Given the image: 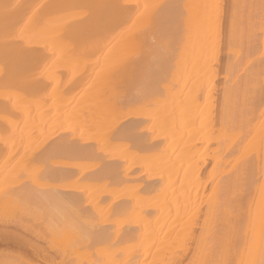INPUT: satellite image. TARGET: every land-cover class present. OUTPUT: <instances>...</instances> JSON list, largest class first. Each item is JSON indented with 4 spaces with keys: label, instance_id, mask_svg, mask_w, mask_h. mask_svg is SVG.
Returning a JSON list of instances; mask_svg holds the SVG:
<instances>
[{
    "label": "bare ground",
    "instance_id": "bare-ground-1",
    "mask_svg": "<svg viewBox=\"0 0 264 264\" xmlns=\"http://www.w3.org/2000/svg\"><path fill=\"white\" fill-rule=\"evenodd\" d=\"M62 231L110 241L81 264H264V0H0V264H66Z\"/></svg>",
    "mask_w": 264,
    "mask_h": 264
},
{
    "label": "rangeland",
    "instance_id": "rangeland-1",
    "mask_svg": "<svg viewBox=\"0 0 264 264\" xmlns=\"http://www.w3.org/2000/svg\"><path fill=\"white\" fill-rule=\"evenodd\" d=\"M51 60H53V57L51 58ZM72 71H73V70H72ZM75 72H76V70H75ZM72 73H73V74H72ZM72 73H71V71H70L69 73L67 72V73H66L67 77H68V75L72 77V75H74V72H72ZM75 74H76V73H75ZM66 75H63V76H66ZM64 78H65V77H64ZM67 79H68V78H67ZM69 79H70V78H69ZM52 82H53V81L51 80V82H49V84H48V82H47V85H46V86H48L47 89H48L49 92H52V91L54 90V88H57V87L54 85V83H52ZM53 85H54V87L52 88ZM85 85H86V84H85ZM50 89H51V90H50ZM55 91H56V90H55ZM132 104H133V105H130V106H131V109H132V110L134 109L133 111H136V110H137V111H140V109H139V107H138V104H137V105H136V103H132ZM70 105H71V104H70ZM134 106H135V107H134ZM137 108H138V109H137ZM135 109H136V110H135ZM122 110H123V109H122ZM132 110H131V111H132ZM118 111H119V109H118ZM125 111H126V110H125ZM125 111H124V113H123L122 111H121V112H116V114H117V116H119L120 118H122V117H124L125 115H124V116H120V115L125 114V113H126ZM129 111H130V110H129ZM129 111L127 110V113H128ZM125 119H126V120H125ZM129 119H130V117H129V118H125V117H124V119L122 118V121L126 123V121L128 120V121L130 122ZM131 119H132V118H131ZM133 120H134V119H133ZM128 121H127V122H128ZM131 121H132V120H131ZM130 123H133V122H130ZM128 124H129V123H128ZM126 125H127V124H126ZM130 125H131V124H130ZM128 126H129V125H127V127H128ZM111 181H113V180H111ZM120 181H121V180H120ZM114 182H115V181H114ZM119 183H120V182H119ZM112 184H113V182H112ZM110 186H111V185H110ZM101 187L103 188V186H101ZM112 187H113V186H111V188H110V187L108 186V188H104V189L99 188V187H98V189L96 188V189H97V194L99 193L98 196L101 195V193H102V195H104V196H101V199H102V200H103V199L108 200L109 202H111V205H113V204H112V203H113V202H112V200H113V199H112V197H113L112 194L116 191V190H114V191L112 190L113 192H110V190L113 189ZM109 188H110V189H109ZM93 189H95V187L92 188V190H93ZM100 189H101L102 191H104V193H103L102 191H101V193H100ZM105 189H106L107 191H106ZM108 189H109V190H108ZM114 189H115V188H114ZM88 190H89V189H88ZM98 190H99V191H98ZM95 191H96V190H95ZM108 191H109V192H108ZM85 192H86V193H84L83 195L86 196V197H84V196H83V197L88 199V198L90 197L91 190L89 191L90 193H88V191H85ZM107 192H108V194H107ZM59 193H62V191H61V192L59 191ZM65 193H66V192H65ZM65 193H64V191H63L62 194H65ZM67 193H68V192H67ZM92 193H93V192H92ZM70 194H71V193H70ZM87 194L89 195V197H87V196H88ZM66 195H68V200H69V202H67V203L65 202L66 204H64V201H63L62 203H57V202H59V201L56 200L57 202L55 201V202H53V204H52V203H49V204H50L49 206L47 205L48 203L46 202V204H45V206H46V210H43V209H45V206H44V205H43L44 208H43V207H42V208L40 207V208H39L40 210H37V211H42V210H43V211L45 212V211L49 210V209L51 208L52 205L56 204V205H54L55 207L57 206L56 209H58V207H59V208H62V211H61V209H59V210L57 211L56 209H54L55 207L52 206V208L50 209V211H49V212L47 211L48 213H44V214H43V212H42L41 215H44V217H42V218H43V221H42L41 216H40V218H38V222H37V220H36V224H34V226H35V227L38 226L39 229H41V230H44V229H45V230L47 231V229H48V226H47V225H48L49 223L51 224V221H50V220H52L50 214H52V215H54V216H55V214H56V216H58V214L62 213V215H63L64 217H65L66 215H68V217H69V214L71 215L72 213H75V212H73V210L75 211V207H73V205H72V207H73L72 209H70L69 206H67L69 203H70L69 205H71L70 198L72 197L73 193H72L71 197H69V196H70L69 193L66 194ZM74 195H75V193H74ZM74 195H73V196H74ZM94 195L96 196V192L93 193V196H92V197H95ZM108 195H109V196H108ZM113 195H115V194H113ZM98 196H97V197H98ZM106 196H107V198H104V197H106ZM110 196H111V197H110ZM21 197H22V198H21ZM25 197H26V196H20V197H18V199L16 198V199L18 200V202H21V203L17 204V202H15L16 200H14V202H13V204H12L13 207H12V205H10L9 210H7L6 213L8 212V213L10 214V211H14L15 214H16V217H19V216H20V215H19V214H20L19 211H20V210H21V211H22V210H26L25 208H22V207L24 206V204L22 205V202H24V200H26ZM83 197H82V198H83ZM97 197H96V198H97ZM24 198H25V199H24ZM64 198H67V197L65 196ZM82 198H81V199H82ZM84 198L82 199V200H83V204L80 205V206H81V210H83L84 212H86V214H87V215H90L92 218L96 216L95 218H93V219H95V221H96V219L98 218V217H97V216L99 215L98 212L100 213V212L103 211V210H104V212L106 211L107 213H108V212H112V211H114V210H110V209H112V208L109 207V206H111V205H109V202L107 201L108 203H105L106 201L103 200V201H105L104 204H103V205H105V207H104L105 209L103 208V210H101V211L98 210V212L96 213V214H98V215H95V214L93 213L94 210L92 211V209L94 208V204L92 205V209H91V207H90L91 205H90V206L86 205V204H87V203H86V199L84 200ZM98 198H100V196H99ZM110 198H111L112 200H111ZM113 198L115 199L116 197H113ZM21 199H22V200H21ZM90 199H91V197H90ZM94 199H95V198H94ZM94 199H91V200H94ZM65 201H67V200L65 199ZM97 201L99 202V200H97ZM103 201H102V202H103ZM113 201H115V200H113ZM120 201H121V200H120ZM31 202H32V200L30 199V203H31ZM84 202H85V203H84ZM87 202H88V201H87ZM98 202H97V203H98ZM100 202H101V201H100ZM115 202L118 203L117 198H116V201H115ZM115 202H114V204H115ZM14 203H15L16 205H15ZM88 203L92 204L93 202H90V200H89ZM117 203H116L115 205H117ZM20 204L22 205V207H21ZM63 204L66 205V206H65V209L63 208V207H64ZM84 204H85V205H84ZM95 204H96V203H95ZM99 204H100V203H99ZM14 205H15L16 207H15ZM17 205H18V206H17ZM58 205H59V206H58ZM106 205H107V206H106ZM61 206H63V207H61ZM100 206H101V204H100ZM66 207H67V208H66ZM88 207H89V208H88ZM107 207L110 208V209L108 208L109 211L106 210ZM19 208H20V210H19ZM21 208H22V209H21ZM47 208H48V209H47ZM41 209H42V210H41ZM95 209H98V208L95 207ZM100 209H101V207H100ZM18 210H19V211H18ZM54 210H56V211H54ZM69 210H70V211H69ZM51 211H52V212H51ZM65 211H67V212H65ZM96 211H97V210H96ZM16 212H17V213H16ZM59 212H60V213H59ZM68 212H69V213H68ZM94 212H95V211H94ZM106 212H105V213H106ZM114 212L117 214V211H114ZM11 213L13 214V212H11ZM18 213H19V214H18ZM21 213H22V212H21ZM23 213H24V211H23ZM23 213H22V214H23ZM63 213H64V214H63ZM66 213H67V214H66ZM105 213H103V214H105ZM107 213L105 214L106 216H107ZM15 214H14V216H15ZM17 214H18L19 216H18ZM22 214H21V215H22ZM24 214H25V213H24ZM24 214H23V215H24ZM46 214H47V215L49 214L50 216L48 215V216H47L48 218H47V217H46ZM101 214H102V212H101ZM101 214H100V215H101ZM110 214H112L111 217H113L114 215L116 216V214H114V213H110ZM110 214H109V215H110ZM23 215H22V216H23ZM60 215H61V214H60ZM60 215H59V216H60ZM62 215H61V217H63ZM72 215H74V214H72ZM56 216H55V218H57ZM59 216H58V217H59ZM49 217H50L51 219H50ZM52 217H53V216H52ZM99 217H100V216H99ZM108 217H109V216H108ZM111 217H110V218H111ZM116 217H117V216H116ZM119 217H120V215L118 216V218H119ZM44 218H46V220H45ZM53 218H54V217H53ZM101 218H102V217H101ZM101 218H100V221L102 220ZM104 218H105V217H104ZM106 218H107V217H106ZM122 218H123V217H122ZM124 218H125V217H124ZM194 218H195V216H194ZM15 219H16V218H15ZM39 219H40V220H39ZM48 219H50V220H48ZM113 219H114V221H113V220H108V221L112 222L111 224H109V222H108V223L105 222L106 226H105L103 223H102V224L105 226V228L108 227V226L110 225V226H109V229H110L111 227H113V226L115 225V220H116V219H115L114 217H113ZM119 219H120V218H119ZM119 219H117L116 223L120 221ZM192 219H193V218H192ZM47 220H48V222H47ZM53 220H54V219H53ZM98 220H99V219H98ZM98 220H97V221H98ZM118 220H119V221H118ZM122 220H123V219H122ZM124 221L126 222V219H125ZM124 221H121V222L123 223ZM189 221L192 222V220H189ZM193 221L196 223L197 219H195V220H193ZM39 222H40V223H39ZM127 222H128V223H127ZM127 222H126V224H122V223H121L120 226L122 227V225H124V226H126V225H130V224H129V220H128ZM38 223H39V224H38ZM113 223H114V225L112 226ZM188 223H189V222H188ZM43 224H44V225H43ZM45 224H46V225H45ZM102 224H101V226H103ZM118 224H119V223H118ZM118 224L115 225L116 228H118V226H119ZM188 225H189V224H188ZM192 225H194V224H192ZM45 226H46L47 228H45ZM66 226L68 227V225H66ZM67 227H66V230L68 229ZM42 228H43V229H42ZM70 228H71V226H70ZM114 228H115V227H113V228L110 229V230L113 231ZM126 228H127V227H126ZM128 228H129V227H128ZM109 229H108V230H109ZM45 230H44V231H45ZM68 230H69V231H70V230L73 231L74 228H72V229H68ZM68 230H67V231H68ZM110 230H109V231H110ZM122 230H126L125 227H123ZM127 230H128V229H127ZM46 231H45V232H46ZM67 231H66V233H67V234H70V233H68L69 231H68V232H67ZM74 231L76 232V230H74ZM120 231H121V230H120ZM62 232H64V231H62ZM62 232L60 233V234H62V236H61V235L58 236V237H57V236H54V237H56V239H54V241L57 240V238L59 239V237H60V238L62 237L59 241H61V240L64 239V238L67 239V241H66V239H64V241H63L62 243H61V242H58V243H57V242L55 241V242L57 243V244L55 243L56 245H58V244L60 243V244H62V245H61L62 247H65V248H63V249L65 250V252H66V249L68 248V249H67L68 254H67V252H66V253L63 252V253H65V254H64V257H65V258H64V263H66V264H69V263H70V261H69V263H68V258H69V259L71 258V262H73V263L75 264V263H78V262H80V261L83 262L82 260H84V259L87 260V259L90 258V257H96L97 255H102V253L105 251L104 249L106 248V246H103V245H105L106 243H107V245H108V244L110 243V241H109V243L106 242L105 244H103L104 242H102V243H100V244H99V243L97 244V242H96V245L93 244V245H90V246L87 247L86 244L89 245V243H90V242H89V243L87 242L86 244L81 245V247H82V246H83V247L86 246V247H85V248H81V247L79 246L80 244L78 243V244H79V245H78L77 242L74 241V238H75V237L72 238L71 235H69L71 239H68V237H67L68 235H67L65 232H64V233H62ZM75 232H74V234H75ZM110 232H111V231H110ZM114 232L117 233V229H116ZM115 233H114V235H115ZM46 234H47V233H46ZM58 234H59V233H58ZM63 234H64V235H63ZM65 234H66V235H65ZM71 234H72V233H71ZM112 234H113V233H112ZM64 236H65V237H64ZM73 236H74V235H73ZM140 236L142 237L143 235L139 234V237H140ZM136 237H138V236H136ZM136 237H135V239H137ZM141 237H140L139 239L142 240L143 237H142V238H141ZM76 238H77V237H76ZM76 238H75V239H76ZM144 238H145V237H144ZM72 239H73V240H72ZM41 240H42V239H41ZM69 240H71V243H72L73 241H74L73 243L76 242V244L79 246V247H78L79 249L77 248L76 244H73V246H76V247H73L71 243H70V245H69V244H66V242L69 243ZM143 240H144V239H143ZM57 241H58V240H57ZM131 241H133V240H131ZM144 241H145V240H144ZM40 242H41V241H40ZM111 242L114 244L115 241L113 240V241H111ZM118 242H119V241H117V244H118ZM121 242H122V240H121ZM123 242H127V240H126V241L123 240ZM128 242H129V241H128ZM137 242H140V241H137ZM42 243H44V241H42ZM131 243H132V242H130L129 244H131ZM133 243L136 244V245L138 246V244L135 243L134 241H133ZM133 243H132V245H133ZM63 244H66V245L63 246ZM101 244H102V245H101ZM120 244H121V243H120ZM123 244H124V243H123ZM123 244H122L121 246L119 245L121 248H123V250H122L120 247L117 246V249L119 248L118 251H117V249H116L115 252H113L117 257H121V258H122V260L120 261V262H122V263L125 262V261H123V257H125V256H123V254H122L121 251L126 252V250H124V249H127V248H128V249H127V252H128V250H129L128 254H130V249H131V247H132V246L126 245V243H125L126 247H124ZM127 244H128V243H127ZM142 244H144V242L142 243V241H141V244H140V245H142ZM110 245H112V244H110ZM140 245H139V246H140ZM59 246H60V245H59ZM61 246H60V247H61ZM67 246H68V247H67ZM69 246H71V247H70L71 249H69ZM92 246H93V247H92ZM113 246H114V245H112L111 247H113ZM115 246H116V245H115ZM128 246L130 247V249H129ZM139 246H138V247H139ZM142 246H143V245H142ZM104 247H105V248H104ZM111 247L108 248L110 251L112 250ZM133 247H134V246H133ZM138 247H137V248H138ZM155 247H156V245L154 244V246L152 247L153 250L150 251L148 257H147L146 260H145V263H148V262H149V261H147L148 259H150V263H151L152 260H151V258H149V257H152V256L154 257V255L156 254V252H155V250H154ZM73 248H74V250H75V249H76V250L73 251V252H71V251L73 250ZM80 248H81V249H80ZM99 248H100V249H99ZM113 248L115 249V247H113ZM134 248H135V247H134ZM137 248L135 249V251L137 250ZM140 248H141V246L139 247V249H140ZM63 249H62V250H63ZM108 249H106V250H108ZM120 249H121V250H120ZM139 249H138V250H139ZM141 249H143V247H142ZM141 249H140V251H141ZM165 249H166V248H165ZM171 249H172V248H171ZM176 249H178V247H177ZM69 250H71V251H69ZM95 250H97L98 252L95 251ZM109 250H108V251H109ZM133 250H134V249H133ZM166 250H167V249H166ZM166 250H164V251H165L164 255L167 254V251H166ZM169 250H170V249L168 248V251H169ZM174 250H175V249H174ZM89 251H90V252H89ZM131 251H132V250H131ZM135 251H134V252H135ZM152 251L155 252L154 255H152V253H153ZM159 251H161V250H159ZM69 252H70V254H69ZM86 252H87V253H86ZM106 252H107V251H106ZM111 252H112V251H111ZM124 252H123V253H124ZM127 252H126V253H127ZM170 252H171V251H170ZM90 253H92L91 256L89 255ZM109 253H110V252H109ZM109 253H108V254H109ZM158 253H159V252H158ZM160 253L162 254V252H160ZM66 254L68 255V257H67ZM72 254H73V255H72ZM80 254H81V255H80ZM86 254H87V257H85ZM128 254H125V255H128ZM65 255H66V256H65ZM78 255H79V257H78ZM84 255H85V256H84ZM88 255H89L90 257H89ZM106 255H107V254H106ZM119 255H120V256H119ZM157 255H158V254H157ZM69 256H70V257H69ZM80 256H81L82 258H81ZM102 256H105V254L102 255ZM77 257H78V258H77ZM98 257L100 258L101 256H98ZM106 257H107V256H106ZM106 257H104V260H105ZM108 257H110V256H108ZM112 257H113V255H112ZM114 257H115V256H114ZM117 257H115V258H117ZM153 257H152V258H153ZM156 257H157V256H156ZM159 257H160V254H159ZM102 258H103V257H102ZM93 259H94V258H93ZM100 259H101V258H100ZM154 259H155V258H154ZM157 259H158V257H157ZM73 260H77V261H73ZM86 260H85V261H86ZM90 260H91V259H90ZM90 260H89V261H90ZM107 260H108V258L106 259V261H107ZM109 260H110V259H109ZM109 260H108V261H109ZM112 260H113V259L111 258L110 261H112ZM117 260H118V259H117ZM124 260H125V258H124ZM155 260H156V259H155ZM106 261H103L104 264L106 263ZM114 261H115V260H114ZM114 261H112V262H114ZM118 261H119V260H118ZM81 262H80L79 264H81ZM87 263H88V262H87ZM114 263H118V262H114ZM114 263H112V264H114ZM145 263H144V264H145ZM153 263H156V262H153ZM153 263H152V264H153ZM70 264H71V263H70ZM82 264H83V263H82ZM85 264H86V263H85ZM108 264H110V262H109ZM118 264H119V263H118Z\"/></svg>",
    "mask_w": 264,
    "mask_h": 264
}]
</instances>
